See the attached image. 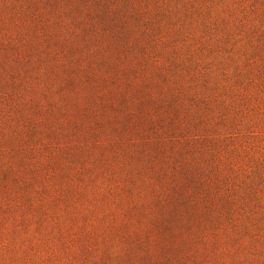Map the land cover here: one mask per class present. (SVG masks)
<instances>
[{
  "label": "rangeland",
  "instance_id": "374dc122",
  "mask_svg": "<svg viewBox=\"0 0 264 264\" xmlns=\"http://www.w3.org/2000/svg\"><path fill=\"white\" fill-rule=\"evenodd\" d=\"M0 264H264V0H0Z\"/></svg>",
  "mask_w": 264,
  "mask_h": 264
}]
</instances>
